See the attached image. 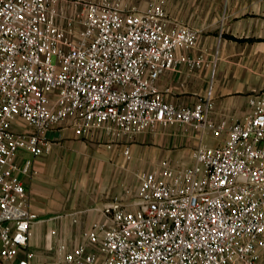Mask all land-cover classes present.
<instances>
[{
    "label": "built area",
    "instance_id": "obj_1",
    "mask_svg": "<svg viewBox=\"0 0 264 264\" xmlns=\"http://www.w3.org/2000/svg\"><path fill=\"white\" fill-rule=\"evenodd\" d=\"M170 22L165 0L142 12L121 0H0V264H264V95L230 123L212 117L211 96L167 100L166 70L206 64L177 55L199 32ZM64 120L81 137L100 131L109 149L123 145L128 160L135 138L159 126L216 142H200L188 165L165 158L138 172L136 198L105 205L75 239L51 227L38 241L21 178L32 160L16 158L49 152L46 134Z\"/></svg>",
    "mask_w": 264,
    "mask_h": 264
},
{
    "label": "crops",
    "instance_id": "obj_2",
    "mask_svg": "<svg viewBox=\"0 0 264 264\" xmlns=\"http://www.w3.org/2000/svg\"><path fill=\"white\" fill-rule=\"evenodd\" d=\"M121 1L142 12L157 0ZM165 5L170 26L187 24L199 32L196 48H179L177 55L202 56L206 63L194 70L185 63L166 70L158 80L165 98L177 105H193L211 96L215 120L230 123L244 118L251 110L249 98L264 95V0H165ZM22 131L34 132V128L25 125ZM46 135L52 142L49 152L34 155L21 149L16 158L20 166L32 160L30 172L21 178L40 219L38 241L51 227L75 239L81 228L100 218L105 205L136 198L138 172L162 158L188 165L194 148L213 137L187 126H159L132 142L128 160L123 145L107 148L100 131L81 137L69 120ZM76 214L81 216L78 225L72 222Z\"/></svg>",
    "mask_w": 264,
    "mask_h": 264
},
{
    "label": "rangeland",
    "instance_id": "obj_3",
    "mask_svg": "<svg viewBox=\"0 0 264 264\" xmlns=\"http://www.w3.org/2000/svg\"><path fill=\"white\" fill-rule=\"evenodd\" d=\"M55 60H56V58H54L53 59V61L55 62ZM15 127V129H20V130H22V126H20V125H16V126H14ZM140 135H138L136 138H135V142L137 141V139H138V137H139ZM212 139H213V137H212ZM212 139L211 138H208V139H206V141L204 142V143H206V144H208V145H211L213 142H212ZM163 159V158H162ZM162 159H159V160H157V161H155L154 163H157V162H159L160 160H162ZM149 166V165H148ZM36 238H37V236H36Z\"/></svg>",
    "mask_w": 264,
    "mask_h": 264
}]
</instances>
